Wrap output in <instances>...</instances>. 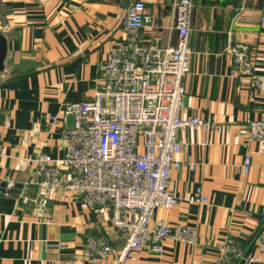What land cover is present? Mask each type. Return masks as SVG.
<instances>
[{"label": "crops", "instance_id": "1", "mask_svg": "<svg viewBox=\"0 0 264 264\" xmlns=\"http://www.w3.org/2000/svg\"><path fill=\"white\" fill-rule=\"evenodd\" d=\"M130 0H0V31L7 40L0 71V264H112L123 241L111 231L110 212L90 210L63 190L47 193L28 183L38 154L66 153L63 108L89 100L100 85V65L111 45L126 37L123 16ZM151 27L143 45L174 46V0H141ZM190 71L183 79L182 117L223 126L179 132L169 190L177 198L158 208L153 221L188 224L195 246L167 238L160 253L141 249L124 264H214L228 239L259 258L264 230V140L250 136L264 121V90L234 74L230 46L251 48L253 72L264 75V0H192ZM54 117V118H50ZM249 156L251 166L243 169ZM9 180L13 189L6 192ZM201 192L206 202L196 201ZM26 202L23 204L22 200ZM101 228L112 247L99 262L85 255L86 235ZM240 264V263H239Z\"/></svg>", "mask_w": 264, "mask_h": 264}, {"label": "built area", "instance_id": "2", "mask_svg": "<svg viewBox=\"0 0 264 264\" xmlns=\"http://www.w3.org/2000/svg\"><path fill=\"white\" fill-rule=\"evenodd\" d=\"M171 25L174 46L143 45L139 33L151 27L144 2L130 0L123 16L126 37L111 45L100 65V85L89 100L73 101L63 108L71 117L63 137L66 153L53 158L38 154L28 183L44 193L53 189L80 197L90 210L110 212L111 231L123 241L112 264L135 260L141 249L160 253L171 238L188 246L198 241L188 224L153 221L158 208H170L177 198L169 190V176L180 166L176 154L182 145L179 132L199 126L205 132L223 126L197 116L182 117L183 79L190 71L192 0H174ZM234 74L249 78L264 90V75L253 72L251 48L235 43L229 48ZM51 119L54 117H50ZM250 136L264 140V121L251 122ZM251 166L249 156L243 169ZM9 180L6 192L13 189ZM196 201L206 202L199 191ZM25 199L22 200L24 204ZM98 228L85 238V255L99 262L109 258L112 247ZM264 253V230L256 237ZM232 239L225 241L214 264H249L258 261Z\"/></svg>", "mask_w": 264, "mask_h": 264}, {"label": "water", "instance_id": "3", "mask_svg": "<svg viewBox=\"0 0 264 264\" xmlns=\"http://www.w3.org/2000/svg\"><path fill=\"white\" fill-rule=\"evenodd\" d=\"M7 54V40L3 33L0 31V71L4 68V61Z\"/></svg>", "mask_w": 264, "mask_h": 264}]
</instances>
